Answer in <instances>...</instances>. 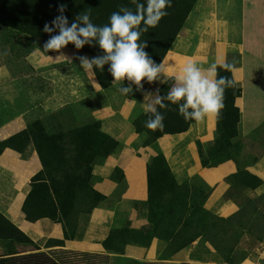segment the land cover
I'll list each match as a JSON object with an SVG mask.
<instances>
[{
    "label": "crops",
    "instance_id": "0c3cea01",
    "mask_svg": "<svg viewBox=\"0 0 264 264\" xmlns=\"http://www.w3.org/2000/svg\"><path fill=\"white\" fill-rule=\"evenodd\" d=\"M230 1L232 3L229 0L227 2L198 0L172 49L158 69L157 77L160 78V82L155 88L152 87V82L146 84L140 97H123L124 89L120 85L125 78L119 82L115 81L112 87L103 90L93 70L94 75L91 73L92 67L88 70L83 68L82 62L85 60L79 59L81 53L68 47L47 52L36 49L27 57L30 68L36 72L46 73L50 68L64 65L71 67L76 62L79 63L83 73H80L78 78L74 76L71 79L61 75V68H55L47 75L46 82L52 83L54 89L52 94L45 92L46 87L43 84L40 91L37 88L38 94H35L33 90L28 93V88L23 81L13 78L9 72L4 74L0 78L1 141L24 131L28 125L40 119L44 112L57 111L72 101L77 102L90 97L92 93L114 94L117 88V95L110 96L104 108L93 110L92 117L102 121L108 132L119 138L120 142L114 152L116 154L111 155L103 165L94 167L93 187L107 199L93 211L85 233L76 240L65 241L64 246H46L50 240L64 238L62 225L50 219L30 223L22 212L23 203L32 190V180L42 170V164L33 143L23 153L6 149L0 154V212L22 231L33 234L30 236L32 240L42 237L44 247L46 246L48 251L68 249L94 257L104 256L108 258V264H125L126 261L136 264H264V232L260 238H257L241 223L234 225V235H232L234 241L231 249L233 252L228 253L233 254L234 250L242 252V256L234 261L231 257H226L219 252L213 242L207 238L208 236L200 237L193 245L176 253H169L168 244L158 238H155L148 248L127 244L119 250L116 245L113 247L110 241L112 231L126 227L142 229L148 224L147 165L149 160L159 153L154 152L151 146L134 149L133 143L138 137L134 129L137 107L146 113H153L158 102L155 95L159 88L170 77L177 79L174 89L182 87L183 69L189 63L194 64L203 77L215 80L218 65L233 64L235 61L230 60L233 56L241 61L246 52L257 55L255 51L258 48L264 49V26L262 27L258 21L260 14L264 15L262 9L256 8L259 14L256 9L249 7L250 10H254L253 16L256 17L252 26L247 28L240 22V18L230 15L228 5H233V1ZM237 9L240 12V8L237 7ZM248 31H253L254 35ZM60 56L65 57L66 61H57L56 58ZM245 59L246 57L244 62ZM213 64L216 65L214 71H212ZM234 68L235 82L242 89V96L236 101L241 112V122L239 136L234 142L240 143L241 138L245 141L241 146L240 154L235 157L236 160L228 161L215 168H203L201 162L199 167L196 162L197 158L200 161L196 147L197 141L211 143L215 139V114L204 115L184 134L166 135L153 144L160 153L165 155L178 183L182 184L198 176L213 189L206 207L212 214L225 220L239 215L242 210L240 201L233 196L235 192L252 200L251 207L259 215L263 210L261 206L264 201V156L251 157L249 164L244 163L243 157L246 152L244 147L250 148L251 140L259 141L260 135L264 133V99L259 94L258 100L253 102V111L250 114L245 111L247 109L246 93H244L247 80L245 69ZM148 97L152 104L150 110L146 107ZM44 99L47 103L43 107L40 102ZM124 132L126 134L121 139L119 136ZM240 166L244 167L243 170L239 169ZM116 169L122 171V175L120 173L118 178L121 179L123 175L125 177L123 180L125 190L115 205L110 206V196L117 188L116 180L112 178ZM240 171L248 172L250 176L260 179L261 183L252 186L254 183L249 176L234 178ZM215 233L219 235L220 240L228 236L225 231L217 230V228L212 233L214 238H216ZM105 242L110 249H106Z\"/></svg>",
    "mask_w": 264,
    "mask_h": 264
},
{
    "label": "trees",
    "instance_id": "16d2710c",
    "mask_svg": "<svg viewBox=\"0 0 264 264\" xmlns=\"http://www.w3.org/2000/svg\"><path fill=\"white\" fill-rule=\"evenodd\" d=\"M198 0H171V7L166 9L164 16L156 27H150L143 22L135 26L134 31L140 33L138 46L152 66L159 69L168 52L172 49L181 30ZM147 7V0H0V26L20 35H25L35 41L49 43L60 35L58 21H67L65 27L71 29L73 24L79 28L86 27L82 16L89 17V23L101 29L110 27V16L113 13L123 16L126 12L137 13L138 6ZM63 7V11L61 8ZM50 31H45V26ZM145 29H147L145 31ZM78 39L82 47L75 43L65 47L74 49L89 56L92 70L100 87L107 90L115 80L111 73V61L106 59V53L101 48L99 32L95 38ZM117 37L114 44L118 42ZM95 61H105L97 67ZM224 64L216 67L215 81L221 77L228 80L234 78L233 71H228ZM177 79L168 78L157 92L156 110L140 115L134 121L136 132L146 131L149 139L145 147L156 143L166 135H180L198 120L193 118V110L187 109V118L180 114L183 101L172 103L167 99L174 89ZM224 89V107L216 116V133L212 143L203 144L197 141V149L203 168H215L228 161L234 160L242 150L238 142L241 112L236 105L242 96V89L235 82L234 87L220 85ZM161 104L164 107H161ZM164 117L163 127L149 130L145 124L154 120L156 114ZM56 126H46L43 121H36L28 127L8 138L0 140V154L6 149L23 153L30 144H34L42 164V171L32 180V190L22 206V212L30 223L42 219L61 224L64 232L63 240L48 241L51 246H64V241L77 238V226L81 215L90 219L107 197L94 189L92 184L95 166L103 165L117 149L115 139L101 133V122L94 121L90 128L95 130L96 141L82 131H65L62 121ZM89 130V129H88ZM83 137L80 135H82ZM92 138V139H91ZM122 171L116 169L112 175L114 180ZM148 175V224L142 229L112 231L110 241L116 243V248L123 249L127 244L148 248L155 239H161L168 244V252L176 253L194 244L200 237H213V230L218 227L217 217L205 208L213 189L206 185L198 176L194 183H178L171 167L163 153L151 158L147 165ZM249 176L252 186L259 185L260 179L252 177L246 171H240L234 178ZM49 185H55L58 193H53ZM62 189H67L64 201L60 196ZM54 191V190H53ZM74 199L73 207L68 216V201ZM129 239L125 242L124 238ZM114 239V240H113ZM2 241L18 245H33L34 242L24 231L0 212V243ZM106 249H110L105 242ZM0 264H61L57 259L44 252H20L0 256Z\"/></svg>",
    "mask_w": 264,
    "mask_h": 264
},
{
    "label": "rangeland",
    "instance_id": "374dc122",
    "mask_svg": "<svg viewBox=\"0 0 264 264\" xmlns=\"http://www.w3.org/2000/svg\"><path fill=\"white\" fill-rule=\"evenodd\" d=\"M232 1H233V5H230V4L228 5L230 7V10H229L231 12L230 15L232 14L233 17L240 18L241 20L240 22L243 23V26L245 25L247 28H250L252 26V23L256 17V16H253L254 10H250V9H256L258 7V8H261L262 11L264 12V0H232ZM220 2H227V0H220ZM229 2L231 1L229 0ZM237 7L240 8V12H238ZM257 12L259 13L258 10ZM261 17H262V20H261ZM260 20H258L259 24H261L263 27L264 26V15L262 16V14H260ZM249 32L253 33L254 35L253 31H248V33ZM47 44L48 43L43 42V41L31 40V38H29L28 36L17 34L16 32H12L0 26V78H2L4 74H7V72H9L13 78H16V79L19 78L21 81L24 82V84L28 88V93L33 90L35 94H38L39 93L38 90L40 91L41 85L43 84L44 87H46L45 92L52 94L54 90L52 88V83L46 82L47 80L46 78L48 77L47 75H49V73H52L55 70V68L57 69L61 68L62 70L61 75L66 76L68 78L71 77V79L74 76L78 78L80 76L79 74L83 73L81 66H79V63L77 62L71 67L64 65L61 67L50 68L48 69V72L46 73L43 71H40V72L33 71L32 68H30V64L27 62V57L36 49H40L41 51L47 52L45 51ZM260 50L261 49L258 48L257 51H255L257 55L255 54L253 55L249 51L246 52L244 56L246 57L245 62L243 61L244 57H243V60L241 61L238 60L236 56H233V59L230 58V60L235 61L233 63L234 67L245 69V73H246L245 76L247 77V80L244 86V93H246L245 97H246V106H247V109L245 111L248 112L249 114L250 112L253 111L252 109L253 102L258 100L259 94H261V97H263L264 99V53H260L261 51L264 52V49L261 51ZM81 58L89 61V56L86 54L81 53V55L79 56V59ZM204 72H206V70ZM91 73L92 75H94L92 72V69H91ZM151 82H152L151 84L152 87L155 88L157 84L160 82V78L156 77V79H154ZM148 83L149 81L147 78L143 79L139 85H137L134 81H131L125 78V80L121 83L120 87L123 88L124 90L130 89V91H128L127 93L124 92L123 97L125 98L128 96L130 98H136V97L142 96L143 94L142 91L144 87L146 88L147 86L146 84ZM3 84L5 85L6 83H3ZM116 95H117V88L114 94H108V92H104L100 94L92 93L90 97L84 100L77 101V102L72 101L70 102V104L64 106L62 109H59L57 111L44 112L42 117L38 119L37 121H43L45 125L49 127L51 125L56 126L59 123L57 122L58 119H60L62 121V125H64L63 129L66 132L71 131V130L82 131L85 128L84 134L88 138L92 137L93 139H95V140H91L90 142H95L96 141V136L94 133L95 130L90 128V124H92L94 121H97V120L94 119V117H92V111L95 109L104 108L107 105L106 103L108 102V100H110V96L115 97ZM151 96L154 98L153 94ZM155 97L158 99L157 94L155 95ZM148 98L149 99L146 102V107L148 108V110H150L152 108V104L150 103V97ZM46 103H47V100L45 99L40 102L41 106L43 107L46 105ZM43 107H41L42 110H43ZM145 113H146L145 111H141L139 107H137L135 116L137 118L140 115L145 114ZM100 122H101V133H104L107 136H110L111 138L115 139L117 142V146H118L120 139L116 138V136H113L111 132L109 133L108 130L105 128L103 122L102 121ZM125 134L126 133L124 132L119 137L122 139V137H124ZM81 136L83 137V133L82 135H80V137ZM260 138L261 139L259 141L251 140L250 148L248 146L244 147L246 151L243 154V157L245 159L244 160L245 164H249L251 157L253 158L255 156H264V133L260 135ZM148 139H149V135L146 131L142 133L138 132V137L135 139L133 143L134 149L139 150V148L141 147L148 148L149 146L145 147V142ZM240 143H241V146L245 143L243 138H241ZM203 144H208V143H203ZM151 149H153V151L156 153H160L159 149L156 148V146H154L153 144L151 145ZM197 152H198V149H197ZM113 154H116V153H113ZM196 157H197V154H196ZM196 162L199 165V167H201L200 161L198 158ZM239 164L241 163L239 162ZM192 165H194V163H192ZM242 168L244 167L242 166L239 167V169L243 170ZM195 177L196 176L192 177L186 182L194 183ZM116 183H117V188L110 196V206L115 205L116 201L120 199L122 193L125 190V185L123 181L116 180ZM49 187L53 193H58V189L55 185H49ZM68 193L69 192H67V189H62L60 196L62 197L63 200L61 201L65 200V197L67 196ZM233 196L240 201V206L242 208L240 214L230 219H227V220L224 219V222L219 221V224L217 227V230L225 231L226 235L228 236L220 240L219 235L215 233L216 238H214V235L213 237H207V238L213 242L215 248L219 252L226 255V257H231L232 260L234 261L235 259H238L240 258V256H242L241 255L242 252H239L236 250H234L233 254H228V253L233 252V250L231 249L233 247V241H234L232 237V235H234V225L241 223L243 227L247 228V230L251 232L255 237L260 238L262 236V232H264V201L261 206L263 207L262 208L263 210L260 211L261 214L259 215L258 213H255V209L251 207L252 203L250 202H252V200L245 197L244 195H241L239 192H235ZM68 203L69 204L67 205L68 206L67 214H65L64 216L66 215L68 216L70 210L73 207L74 199L70 200V202L68 201ZM205 208L207 209L206 204H205ZM88 223H89L88 216L84 214L81 215V217L78 220V223L76 224L77 234H78L77 238L81 237L85 233ZM27 235L32 236L33 234L28 233ZM128 239H129L128 237L124 238L125 242ZM74 240H76V238ZM33 242H34L33 245H18V244H12L10 242L2 241L0 243V256L10 255V254L20 253V252L22 253L25 251L33 252V253L44 252V253L50 254L52 257L57 259L61 264H108V258L104 256L94 257L93 255H89V254L81 253L77 251H72L68 249L48 251L49 249H47L46 246H49V245L51 246V244L47 242L46 246L44 247V241L42 237L36 238L35 240H33ZM111 243L113 247L114 245H116L114 241H112ZM64 244H65V241H64ZM125 264H136V263L131 262V261H126Z\"/></svg>",
    "mask_w": 264,
    "mask_h": 264
},
{
    "label": "clouds",
    "instance_id": "9594fccd",
    "mask_svg": "<svg viewBox=\"0 0 264 264\" xmlns=\"http://www.w3.org/2000/svg\"><path fill=\"white\" fill-rule=\"evenodd\" d=\"M171 7V0H147L146 9L140 5L137 13L132 14L126 12L123 16L113 13L110 16V27L104 26L101 29L94 27L89 23V17L84 15L81 19L86 27L79 28L73 24L71 29L65 27L67 21L60 19L58 26L60 27V35L53 38L45 48V51H58L69 43H75L77 48L82 47L79 37L95 38L99 32L101 48L106 53V59L111 61V73L114 80L119 82L124 78L134 81L137 85L147 78L149 82L156 79L158 69L154 68L149 60L146 59L142 51V46H138L137 40L140 33L134 31L135 26L141 22L156 27L161 19L167 15L166 9ZM63 11V7L61 8ZM147 29H145L146 31ZM45 31H50L45 26ZM119 38L114 44V40ZM57 61H66L63 56L57 57ZM105 61H95L97 67H101ZM82 66L85 70L92 67L88 61H83ZM216 65L213 64L212 71ZM223 67L228 71H235L234 64H224ZM183 86L177 87L171 91L167 99L172 103L183 101L180 107V114L187 118V109L193 110V118L201 120L204 115L215 114L219 116L220 111L224 107V89L220 85L227 84V87H234V79L228 80L227 77H221L219 81L211 80L201 75V71L192 63L187 64L183 69L181 77ZM125 93L130 89L123 90ZM163 108L164 105L161 104ZM164 117L159 113L155 119L146 122L145 126L149 130H156L163 127Z\"/></svg>",
    "mask_w": 264,
    "mask_h": 264
}]
</instances>
